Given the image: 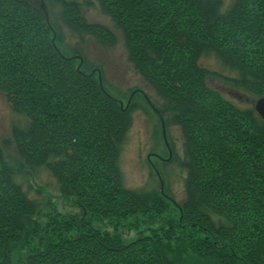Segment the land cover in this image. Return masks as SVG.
Wrapping results in <instances>:
<instances>
[{
	"label": "trees",
	"instance_id": "obj_1",
	"mask_svg": "<svg viewBox=\"0 0 264 264\" xmlns=\"http://www.w3.org/2000/svg\"><path fill=\"white\" fill-rule=\"evenodd\" d=\"M95 1L179 128L184 199L175 202L160 183L157 191L125 187L119 159L133 105L122 107L100 87L98 70L83 72L82 59L76 65L62 53L41 0H0V94L23 120L0 141V264H183L189 256L264 264V123L254 105L239 107L212 89L208 80L217 74L201 64L212 58L234 72L224 79L252 103L264 97V0H233L229 8L222 0ZM43 2L47 11V4L59 7L72 34L115 43L76 1ZM12 146L17 168L5 153ZM168 158L164 166L176 163ZM37 168L82 215L37 223L38 204L24 187ZM170 205L175 216L167 215ZM138 214L147 228L127 243L91 223Z\"/></svg>",
	"mask_w": 264,
	"mask_h": 264
},
{
	"label": "rangeland",
	"instance_id": "obj_2",
	"mask_svg": "<svg viewBox=\"0 0 264 264\" xmlns=\"http://www.w3.org/2000/svg\"><path fill=\"white\" fill-rule=\"evenodd\" d=\"M73 1L81 4L83 16L88 22L106 26L115 37V43L109 46L90 36L74 35L66 27L59 7L47 4L48 17L57 33L56 44L62 53L67 57H76L74 60L76 65L79 64L78 58L82 59L81 70L83 72L98 70L103 88L110 96L118 100L122 107L127 106L129 102L133 105L131 126L122 142L119 159L125 187L137 192L157 191L160 183L154 170L157 169L163 175L164 189L168 186L175 202H181L184 199L186 172L181 166L183 138L179 128L172 123L169 112L161 107L162 101L154 90L133 69L128 60L120 30L101 11L97 1ZM222 2L224 8H229L233 0H222ZM201 64L217 74L208 80V85L212 89L239 107L247 108L254 105L255 102L252 103L249 93L224 79L225 77H236L234 72L220 67L219 63L212 58H204ZM94 75L97 78L96 72ZM154 108L162 114L164 119L165 138ZM22 122V118L10 109L5 97L0 94V141L9 137L13 123L22 124ZM168 147L173 154L172 159H175L176 163L172 162V164L164 166L161 159L168 158ZM5 153L12 166L17 168L19 160H17L14 146L6 150ZM27 174L26 180L30 187L26 182L24 187L28 191V197L38 204L34 219L41 227L56 215H82V210L74 198L58 192L57 184L47 170L37 168L29 170ZM175 214V209L170 205L167 215L175 216ZM146 219V216L138 214L121 220L92 218L91 223L102 232L119 235L127 243L135 238L137 232L147 228ZM158 225L159 222H156L153 226ZM15 261H17V256H15ZM183 264L211 263L198 261L189 256Z\"/></svg>",
	"mask_w": 264,
	"mask_h": 264
},
{
	"label": "water",
	"instance_id": "obj_3",
	"mask_svg": "<svg viewBox=\"0 0 264 264\" xmlns=\"http://www.w3.org/2000/svg\"><path fill=\"white\" fill-rule=\"evenodd\" d=\"M40 6H41V8H42V10L44 12L45 22L48 24V11H47V9L45 7V4H44L43 0H41ZM53 35L55 37V32H53ZM58 53L62 56V53L59 50H58ZM99 85H100V87H102L101 80H99ZM254 110L258 114V116L262 119V121L264 123V97H261V98H259V99H257L255 101V103H254ZM157 114H158V117H159V120H160V123H161V126H162L163 136L165 138V134H164V122H163L162 117L159 115V113H157ZM168 150H169V156H170L171 155V152H170L169 147H168ZM160 184H161V187H162V181H161V179H160Z\"/></svg>",
	"mask_w": 264,
	"mask_h": 264
},
{
	"label": "flooded vegetation",
	"instance_id": "obj_4",
	"mask_svg": "<svg viewBox=\"0 0 264 264\" xmlns=\"http://www.w3.org/2000/svg\"><path fill=\"white\" fill-rule=\"evenodd\" d=\"M170 152H171V151H170ZM172 155H173V154L171 153V156H169V157H172ZM168 160H169V158H166V159L162 158V159H161V162L166 163V162H168Z\"/></svg>",
	"mask_w": 264,
	"mask_h": 264
}]
</instances>
